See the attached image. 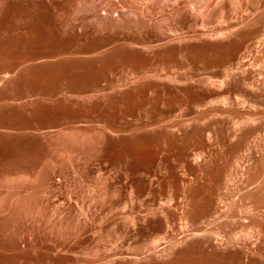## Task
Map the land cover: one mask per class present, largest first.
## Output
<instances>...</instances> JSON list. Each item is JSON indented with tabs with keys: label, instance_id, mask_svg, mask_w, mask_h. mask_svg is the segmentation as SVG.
I'll return each instance as SVG.
<instances>
[{
	"label": "rangeland",
	"instance_id": "obj_1",
	"mask_svg": "<svg viewBox=\"0 0 264 264\" xmlns=\"http://www.w3.org/2000/svg\"><path fill=\"white\" fill-rule=\"evenodd\" d=\"M230 9L0 0V264H249V176L227 178L226 125L195 120L202 72L242 41L212 35ZM218 176L229 223L211 217Z\"/></svg>",
	"mask_w": 264,
	"mask_h": 264
},
{
	"label": "bare ground",
	"instance_id": "obj_2",
	"mask_svg": "<svg viewBox=\"0 0 264 264\" xmlns=\"http://www.w3.org/2000/svg\"><path fill=\"white\" fill-rule=\"evenodd\" d=\"M231 1L241 14L239 20H232L234 10L230 9L223 14L225 24L212 31V35L229 34L242 41L227 64L212 69L208 74L202 72L195 120L202 128L204 126L202 131L211 135L216 128L207 126L218 123L226 125V132L221 131L224 136L215 134L214 139L211 138L213 136L210 138L230 153L228 179L242 169L249 176L250 187L238 192L242 200H250L248 204L240 206L248 216V226L241 236L251 246L246 261L249 264H264V215L259 211V206H264V0H248L245 5H242L243 0ZM216 3L221 4L222 0H216ZM250 24L253 29L241 34L243 27ZM220 177L215 184L211 217L216 223L223 219L229 223L237 204L229 197V180L223 182ZM223 191H226V195H223ZM224 197L226 202L223 206ZM217 234L218 231L215 232ZM238 236L228 227V244Z\"/></svg>",
	"mask_w": 264,
	"mask_h": 264
}]
</instances>
